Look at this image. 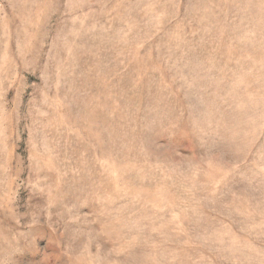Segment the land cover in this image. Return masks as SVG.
Wrapping results in <instances>:
<instances>
[{"label":"rangeland","instance_id":"rangeland-1","mask_svg":"<svg viewBox=\"0 0 264 264\" xmlns=\"http://www.w3.org/2000/svg\"><path fill=\"white\" fill-rule=\"evenodd\" d=\"M0 264H264V0H0Z\"/></svg>","mask_w":264,"mask_h":264}]
</instances>
